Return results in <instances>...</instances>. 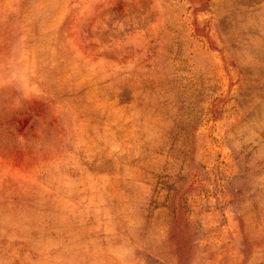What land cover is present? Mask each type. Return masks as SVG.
I'll list each match as a JSON object with an SVG mask.
<instances>
[{
	"label": "rangeland",
	"instance_id": "1",
	"mask_svg": "<svg viewBox=\"0 0 264 264\" xmlns=\"http://www.w3.org/2000/svg\"><path fill=\"white\" fill-rule=\"evenodd\" d=\"M0 264H264V0H0Z\"/></svg>",
	"mask_w": 264,
	"mask_h": 264
}]
</instances>
